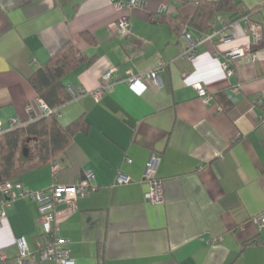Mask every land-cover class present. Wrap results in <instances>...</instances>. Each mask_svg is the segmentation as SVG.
Wrapping results in <instances>:
<instances>
[{"label":"crops","instance_id":"0c3cea01","mask_svg":"<svg viewBox=\"0 0 264 264\" xmlns=\"http://www.w3.org/2000/svg\"><path fill=\"white\" fill-rule=\"evenodd\" d=\"M117 1L0 0L3 129L14 117L25 125L44 115L28 78L62 45L72 42L86 60L62 78L68 91L85 93L60 106L58 120L66 126L84 117L88 129L78 130L56 159L11 181L40 189L53 179L69 185L93 175L95 189L73 205H58L53 223L52 238L78 264H264L258 221L264 216V0H240L262 26L263 43L255 62L247 55L233 59L231 76L222 68L227 52L251 50L244 16L217 12L201 32L190 25L198 0H142L131 12V31L122 34ZM158 14H179L183 28L172 30L156 21ZM185 33L193 41L211 35L196 43L192 59ZM157 67V81L144 76L139 88L124 81L129 71ZM110 69L112 87L94 98L90 92ZM197 83L211 93L208 103L198 97ZM26 142L32 141L20 143L16 166L35 159ZM152 154L162 203L145 198ZM119 174L129 181L119 183ZM47 239L37 202L14 200L1 220L0 254L16 264L21 243L24 259L34 256L31 264H55L40 258L37 242Z\"/></svg>","mask_w":264,"mask_h":264},{"label":"built area","instance_id":"2783aa9c","mask_svg":"<svg viewBox=\"0 0 264 264\" xmlns=\"http://www.w3.org/2000/svg\"><path fill=\"white\" fill-rule=\"evenodd\" d=\"M143 4L144 2L142 0H119L116 2V8L120 13L116 21V26L119 33L128 34L131 31V12L134 8L142 7ZM243 19L252 39L251 50L248 53L242 48H235L227 52L225 60L222 62V68L226 76L232 75L233 68L231 67V62L236 56L247 55L250 58V61L255 62L258 59L259 52L262 49V26L252 21L247 15H245ZM209 37H211V35H202L193 41L189 40V35L185 33V38L189 40L188 47L185 52L186 57L192 59L194 56L196 43H199L205 40V38ZM221 39L224 40L226 37L221 35ZM159 69L160 68L157 67L153 70H150L146 74L139 75H135L129 71L128 75L124 78V81L127 82L132 88H139L141 85V78L144 76L153 81H157ZM113 71L114 69H110L102 74L98 88L90 92L94 98L97 99L103 90H109L112 87L113 83L110 82L109 79L112 78ZM194 86L198 97L201 98L204 103H208L212 96L207 88L199 83L195 84ZM233 90H238V87H234ZM69 92L72 97H78L85 93L84 90H69ZM38 100L43 113H49L50 109L46 106V104L41 99ZM27 111H31V106H28ZM260 122L262 125H264V115L261 116ZM22 125V122H20L18 118L14 117L10 120L9 126L6 129H3L0 125V134ZM157 163L158 157L152 154L145 164L143 177L147 179L150 184L148 191L145 193V198L154 203H162L163 195L161 181L156 177ZM51 166L52 173L55 178L57 173V165L55 162H52ZM117 180L119 183H126L129 181V177L119 174ZM95 187L96 186L93 183V175L90 173H87L82 179L69 185L58 183L55 179H53L46 187L40 189H25L19 182L5 180L0 183V225L1 220L6 217L7 210L10 208L14 200L22 197L31 198L38 204L40 226L44 235L48 237L44 245H42L41 242H37L40 258H51L55 264H78L75 258L70 256L69 249L62 244V240L52 238L56 208L62 203L73 205L79 196L87 195L91 190H94ZM258 221L260 223H264V216L260 215L258 217ZM18 245L20 247V255L14 260V262L16 264H31L33 262L34 256L32 255L30 259H24L26 248L21 243H18ZM0 263L13 264V261L2 253L0 254Z\"/></svg>","mask_w":264,"mask_h":264},{"label":"trees","instance_id":"16d2710c","mask_svg":"<svg viewBox=\"0 0 264 264\" xmlns=\"http://www.w3.org/2000/svg\"><path fill=\"white\" fill-rule=\"evenodd\" d=\"M221 11L230 12L232 16L239 18L245 15L250 17L252 10L246 8L240 0H198L190 25L201 32L209 30L212 16ZM155 18L156 21L169 24L174 31L184 26V21L179 14L165 16L158 14ZM82 35L94 43V38L89 32H82ZM89 60L90 58L87 62ZM81 61L86 60L69 41L29 76L30 85L50 112L23 126L0 134V183L56 159L64 152L78 130L88 129L89 126L84 117L66 126L61 125L58 120L59 107L72 98L62 78L75 69ZM24 139H31L33 142L35 159L25 165L16 166L15 156Z\"/></svg>","mask_w":264,"mask_h":264},{"label":"rangeland","instance_id":"374dc122","mask_svg":"<svg viewBox=\"0 0 264 264\" xmlns=\"http://www.w3.org/2000/svg\"><path fill=\"white\" fill-rule=\"evenodd\" d=\"M26 145L28 146V151L31 153V151H34L33 149V142H26Z\"/></svg>","mask_w":264,"mask_h":264}]
</instances>
